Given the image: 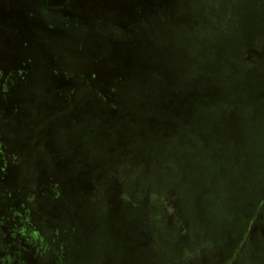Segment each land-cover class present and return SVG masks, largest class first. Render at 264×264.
<instances>
[{
    "label": "rangeland",
    "instance_id": "1",
    "mask_svg": "<svg viewBox=\"0 0 264 264\" xmlns=\"http://www.w3.org/2000/svg\"><path fill=\"white\" fill-rule=\"evenodd\" d=\"M155 82L204 95L113 149ZM0 264H264V0H0Z\"/></svg>",
    "mask_w": 264,
    "mask_h": 264
},
{
    "label": "trees",
    "instance_id": "2",
    "mask_svg": "<svg viewBox=\"0 0 264 264\" xmlns=\"http://www.w3.org/2000/svg\"><path fill=\"white\" fill-rule=\"evenodd\" d=\"M156 75L163 79L159 74ZM154 84L142 91L146 95L143 94L138 103L129 101L123 104L125 105L123 107L129 110L128 112H124L123 107L119 105L108 107L102 102L97 103L96 100H92L91 110L102 115L111 137L110 146L112 148L124 152L142 133L145 137L155 135L153 143L162 141L170 135L174 126L178 124V120L187 115L189 100L193 103L194 101L200 102L204 95V91L198 85L188 87L179 85L168 88L163 84L156 82ZM206 88L211 89L210 86ZM189 93H194L195 98L190 99L187 95ZM143 103L146 107L142 109L140 106ZM163 107L168 108V113H162L161 108ZM155 111L159 114L156 115Z\"/></svg>",
    "mask_w": 264,
    "mask_h": 264
},
{
    "label": "flooded vegetation",
    "instance_id": "3",
    "mask_svg": "<svg viewBox=\"0 0 264 264\" xmlns=\"http://www.w3.org/2000/svg\"><path fill=\"white\" fill-rule=\"evenodd\" d=\"M246 243H247V240H243V244H242V245H243V246H242L243 248L246 247V245H247Z\"/></svg>",
    "mask_w": 264,
    "mask_h": 264
}]
</instances>
